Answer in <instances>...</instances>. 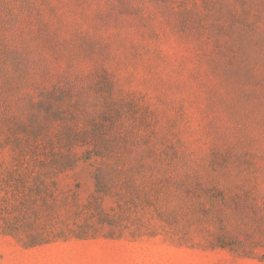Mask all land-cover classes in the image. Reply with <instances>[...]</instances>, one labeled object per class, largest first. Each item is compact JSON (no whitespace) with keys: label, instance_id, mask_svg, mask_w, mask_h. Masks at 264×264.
Listing matches in <instances>:
<instances>
[{"label":"rangeland","instance_id":"1","mask_svg":"<svg viewBox=\"0 0 264 264\" xmlns=\"http://www.w3.org/2000/svg\"><path fill=\"white\" fill-rule=\"evenodd\" d=\"M57 86L84 98L110 139V237L24 246L0 234V264H264V0H0L8 204L18 197L4 168L19 158L8 129ZM56 126L45 124L39 153ZM94 167L80 161L59 177L78 205L94 192ZM56 213L44 220L54 232L101 226L70 207Z\"/></svg>","mask_w":264,"mask_h":264},{"label":"trees","instance_id":"2","mask_svg":"<svg viewBox=\"0 0 264 264\" xmlns=\"http://www.w3.org/2000/svg\"><path fill=\"white\" fill-rule=\"evenodd\" d=\"M22 1L25 3L26 0ZM132 8L135 11L143 10V6L137 2H134ZM31 104L35 110L27 113L25 119H18L15 128L8 129L13 139L12 151L19 158L13 159L4 168L3 186L12 190L18 201L8 204L0 196V234L13 237L24 246L39 245L56 237L85 239L96 234L110 237V231H103V225L110 226V214L104 210L103 202L110 191V180L116 168L110 164V139L106 137L105 130L96 129L100 125V121L94 119L97 114L87 112V101L84 98L74 96V93L58 86L41 91L37 102L27 101L25 105L31 107ZM100 116L105 120L110 117V113L103 112ZM78 119L89 125V128L82 130V134L75 128ZM51 123L57 125L55 139H48L47 152L39 153L38 142L44 139L48 128L45 124ZM80 161H88L95 166L92 173L94 192L84 204L78 205L74 190L59 188V177L76 167ZM123 180L127 187L133 190L136 188L130 177L126 180L124 176ZM36 201L40 202L39 206L35 205ZM60 207H70L72 211L83 214L87 212L90 216L96 215L101 226L88 222L81 226L66 224L54 232L52 224L44 220L57 214Z\"/></svg>","mask_w":264,"mask_h":264}]
</instances>
